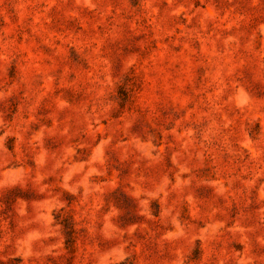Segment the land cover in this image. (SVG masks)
I'll list each match as a JSON object with an SVG mask.
<instances>
[{"label": "rangeland", "instance_id": "obj_1", "mask_svg": "<svg viewBox=\"0 0 264 264\" xmlns=\"http://www.w3.org/2000/svg\"><path fill=\"white\" fill-rule=\"evenodd\" d=\"M0 264H264V0H0Z\"/></svg>", "mask_w": 264, "mask_h": 264}]
</instances>
